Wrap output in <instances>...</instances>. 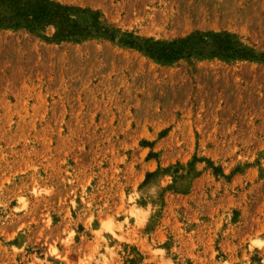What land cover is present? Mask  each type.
<instances>
[{
	"label": "rangeland",
	"instance_id": "rangeland-1",
	"mask_svg": "<svg viewBox=\"0 0 264 264\" xmlns=\"http://www.w3.org/2000/svg\"><path fill=\"white\" fill-rule=\"evenodd\" d=\"M0 264H264V0H0Z\"/></svg>",
	"mask_w": 264,
	"mask_h": 264
}]
</instances>
